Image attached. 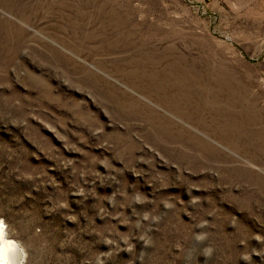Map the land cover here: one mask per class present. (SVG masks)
<instances>
[{"label": "rangeland", "instance_id": "374dc122", "mask_svg": "<svg viewBox=\"0 0 264 264\" xmlns=\"http://www.w3.org/2000/svg\"><path fill=\"white\" fill-rule=\"evenodd\" d=\"M0 219L20 264H264V0H0Z\"/></svg>", "mask_w": 264, "mask_h": 264}, {"label": "bare ground", "instance_id": "6f19581e", "mask_svg": "<svg viewBox=\"0 0 264 264\" xmlns=\"http://www.w3.org/2000/svg\"><path fill=\"white\" fill-rule=\"evenodd\" d=\"M23 257L21 245L10 236L0 219V264H20Z\"/></svg>", "mask_w": 264, "mask_h": 264}]
</instances>
